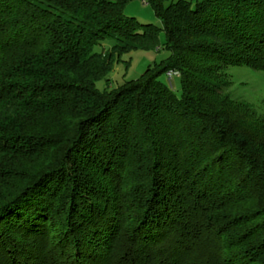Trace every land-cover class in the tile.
I'll return each mask as SVG.
<instances>
[{"label": "trees", "instance_id": "16d2710c", "mask_svg": "<svg viewBox=\"0 0 264 264\" xmlns=\"http://www.w3.org/2000/svg\"><path fill=\"white\" fill-rule=\"evenodd\" d=\"M128 1L0 0V264H264V0Z\"/></svg>", "mask_w": 264, "mask_h": 264}, {"label": "rangeland", "instance_id": "374dc122", "mask_svg": "<svg viewBox=\"0 0 264 264\" xmlns=\"http://www.w3.org/2000/svg\"><path fill=\"white\" fill-rule=\"evenodd\" d=\"M146 1V0H145ZM128 16H135L144 23L158 24L150 5L143 3V0H129L124 8ZM161 39L163 35H160ZM169 52L165 49L131 50L122 56L121 60L115 63L109 75L111 86H116L124 80L137 78L148 66L160 62ZM230 85L226 93L235 100L251 106L258 116H264V73L253 70L247 66H230L228 69ZM162 80L168 83L167 77ZM172 89L179 93L178 77L171 78ZM97 87L104 88L105 81H98Z\"/></svg>", "mask_w": 264, "mask_h": 264}, {"label": "built area", "instance_id": "2783aa9c", "mask_svg": "<svg viewBox=\"0 0 264 264\" xmlns=\"http://www.w3.org/2000/svg\"><path fill=\"white\" fill-rule=\"evenodd\" d=\"M143 3L147 4L146 1H144ZM166 74H167L168 80H169V79L173 78L174 76H176L177 75V72L176 71H167Z\"/></svg>", "mask_w": 264, "mask_h": 264}]
</instances>
